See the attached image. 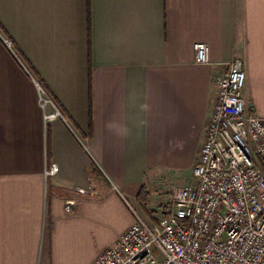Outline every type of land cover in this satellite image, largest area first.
<instances>
[{
  "label": "crops",
  "instance_id": "1",
  "mask_svg": "<svg viewBox=\"0 0 264 264\" xmlns=\"http://www.w3.org/2000/svg\"><path fill=\"white\" fill-rule=\"evenodd\" d=\"M236 59L264 119V0H0V264H94L147 213L143 189L155 214Z\"/></svg>",
  "mask_w": 264,
  "mask_h": 264
},
{
  "label": "built area",
  "instance_id": "2",
  "mask_svg": "<svg viewBox=\"0 0 264 264\" xmlns=\"http://www.w3.org/2000/svg\"><path fill=\"white\" fill-rule=\"evenodd\" d=\"M6 45L12 49L10 40ZM196 62L209 63V46L194 45ZM246 64L234 60L218 79L206 138L185 185L162 215L135 223L94 264H264V119L244 99ZM46 121L63 119L36 82ZM52 106L54 111L47 112ZM58 171L52 165L49 175ZM75 201L66 203L72 212Z\"/></svg>",
  "mask_w": 264,
  "mask_h": 264
},
{
  "label": "rangeland",
  "instance_id": "3",
  "mask_svg": "<svg viewBox=\"0 0 264 264\" xmlns=\"http://www.w3.org/2000/svg\"><path fill=\"white\" fill-rule=\"evenodd\" d=\"M194 182H195V178L193 175V171H190L184 175L176 177L175 179L171 181V183H168V186L170 187V189L168 190V194L165 193L163 196V199L165 200V202H162V200H160L158 204L152 203L153 204L152 208L154 209L153 211H155V214L153 215L146 213V212H142L140 209L138 210L133 209V210L136 211L145 221L151 222V220L160 217L161 213L164 211V207L171 203L170 201L171 196H176L180 194L182 188L185 185L195 184L196 182L195 183Z\"/></svg>",
  "mask_w": 264,
  "mask_h": 264
},
{
  "label": "trees",
  "instance_id": "4",
  "mask_svg": "<svg viewBox=\"0 0 264 264\" xmlns=\"http://www.w3.org/2000/svg\"><path fill=\"white\" fill-rule=\"evenodd\" d=\"M140 200L143 202L144 204V208H145V211H147V213L153 215V212H150L149 210H147V207H146V203H147V194H146V191L145 189H143V191L141 192L140 194Z\"/></svg>",
  "mask_w": 264,
  "mask_h": 264
}]
</instances>
